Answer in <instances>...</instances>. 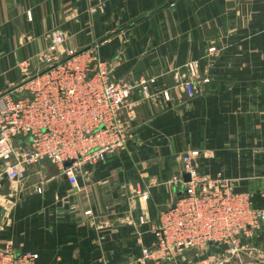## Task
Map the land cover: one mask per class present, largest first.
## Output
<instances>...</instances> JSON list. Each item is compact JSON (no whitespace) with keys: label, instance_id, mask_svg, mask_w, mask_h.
<instances>
[{"label":"crops","instance_id":"0c3cea01","mask_svg":"<svg viewBox=\"0 0 264 264\" xmlns=\"http://www.w3.org/2000/svg\"><path fill=\"white\" fill-rule=\"evenodd\" d=\"M57 32L62 59L94 51L113 80L134 87L137 106L121 112L131 140L82 165L76 186L44 162L12 185L0 163V250L8 244L36 264L130 262L180 196L174 181L190 152L200 175L230 179L264 210V0H0V94L47 68L39 55ZM199 260L186 252L164 264ZM232 264H264V224Z\"/></svg>","mask_w":264,"mask_h":264},{"label":"built area","instance_id":"2783aa9c","mask_svg":"<svg viewBox=\"0 0 264 264\" xmlns=\"http://www.w3.org/2000/svg\"><path fill=\"white\" fill-rule=\"evenodd\" d=\"M51 39L39 55L47 68L26 76L12 92L0 94V163L10 183H22L29 168L48 160L76 186L82 165L105 162L125 151L131 140L121 112L130 113L137 106L131 100L134 87L113 80L107 63L94 51L69 52L62 59L64 36L57 32ZM207 54L218 52L210 48ZM196 66L191 63L188 70L194 72ZM183 88L189 97L196 94L190 82ZM15 92L23 96L15 99L11 96ZM162 96L168 100L167 92ZM197 156L190 152L181 158L183 174L190 180L174 181L183 190L151 225L153 243L121 264H164L186 252L200 258L199 264H231L252 250L254 232L264 224V210L254 206L249 192L236 193L230 179L200 175ZM67 162L71 164L64 167ZM146 222L141 217L138 224ZM36 259L30 253H15L8 244L0 250V264H36Z\"/></svg>","mask_w":264,"mask_h":264},{"label":"water","instance_id":"95a60500","mask_svg":"<svg viewBox=\"0 0 264 264\" xmlns=\"http://www.w3.org/2000/svg\"><path fill=\"white\" fill-rule=\"evenodd\" d=\"M42 162H44V163H49L48 160H43ZM70 164H71V162H67V163L64 164V167H67V166H69ZM189 180H190V176H189L188 174H184V175H183V181H184V182H189Z\"/></svg>","mask_w":264,"mask_h":264},{"label":"rangeland","instance_id":"374dc122","mask_svg":"<svg viewBox=\"0 0 264 264\" xmlns=\"http://www.w3.org/2000/svg\"><path fill=\"white\" fill-rule=\"evenodd\" d=\"M21 93L22 92H15L14 94H12L11 96L13 97V98H18V97H22L23 95H21ZM13 95H15V97L13 96ZM12 185H14L15 183H11ZM234 261H231V264L233 263Z\"/></svg>","mask_w":264,"mask_h":264}]
</instances>
